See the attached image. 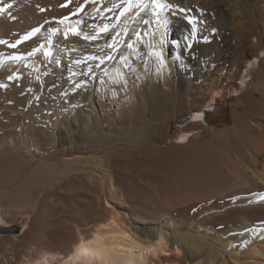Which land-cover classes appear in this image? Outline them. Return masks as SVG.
Instances as JSON below:
<instances>
[{"label": "rangeland", "instance_id": "374dc122", "mask_svg": "<svg viewBox=\"0 0 264 264\" xmlns=\"http://www.w3.org/2000/svg\"><path fill=\"white\" fill-rule=\"evenodd\" d=\"M95 1L88 0L85 3V0H70V2L69 0H0V7L8 4L11 5L10 8H5L3 12H0L2 23L5 26L7 25V36L9 38L7 44H2L3 49L0 51V85H4V87H0V155L19 153L25 159L33 156L38 157L41 153L49 154L48 152H55L62 155L59 161H55L52 164L53 174L49 176L43 186L34 192L32 205L17 209L9 206V200L5 199L2 201V211L8 220L6 225H17L20 227L19 232H12L10 234V236L15 235L20 238L19 241L17 238L15 242L4 239V244H0V252L2 251L3 253V251L9 249L8 252L10 255L2 264H7L9 259H13L15 251H22L28 247L26 241L27 233L32 234V247H47L53 253L56 252L57 254L60 246L65 247L68 241L72 242L74 240L71 231L77 228L84 235V238L88 237L97 224L108 217L104 208L98 209L90 201L91 198L87 197L90 194L89 187L94 193H98L101 191V184L96 180L90 181L85 171L80 170L81 168L79 167L81 165L76 163L75 158H73L75 157L74 150L71 152L68 151L70 141L68 137L69 129L65 128V126L69 125L68 120L70 119V114L73 113V115H77V125H73L72 128L76 130L77 135L79 134L80 127L78 121L80 116L77 108H79V101L84 102L82 99V88H79L78 85L76 87L77 81H71L68 74V65L65 64L70 62L71 65L77 66L73 63L76 60L75 56L82 55L84 60L89 59L101 47L100 41L103 35L98 31V24L102 19L101 13L99 9L92 11L88 8ZM110 4L111 8H113L114 2ZM81 5H83V10L77 11ZM133 5L134 0L122 12L124 18L122 17L119 20L120 22L112 23V30L108 34L112 33L115 41H118L117 37L120 33L121 26H124L123 20L128 17V11L135 9L138 3ZM212 8H214V11ZM212 8L208 5L198 6V8H195L196 11L182 13V16H188L194 19L192 23H189V20L186 19L191 33L184 36L187 37V39H184V50L177 55L182 61L180 67H178V64L175 65V61H173L175 55L169 53L168 42H173L172 39H167L164 44L161 43L163 58L167 62L165 66L169 70H172L170 75L172 79H174L172 76L178 71V76L184 75L186 77L187 84L185 85V89H187L189 85L188 79L193 75L198 77V81L192 86L193 94L189 97L184 94L183 90L179 89L176 79L173 87L178 88V91L181 93L180 95H183L187 100L183 105L175 106L176 108L171 105L168 106L167 111L168 113L170 112V118H173L170 121L171 123L167 124V127L173 125V120L176 119L177 115L185 114V117L188 118L190 117L189 111L194 107H202L199 105L204 104L205 97L209 96L213 88H222L219 93L217 91L213 92V96H217L216 98L219 100V104L204 107L203 110L211 114L208 120L209 129H212L213 133L223 131V139L214 145L198 140L194 141L193 145L196 149L199 148V150L207 147L217 151V159L221 160L224 166L227 167L229 151L232 153L235 151L234 155L236 154V157H239L240 151H236L237 147L245 145L252 138V135L257 137L264 136V110L259 108L256 105L257 103H255L264 98V62L259 64L261 73L255 82L247 88V91L253 98L251 96L248 99L240 98L239 92H230L231 86L236 82H240L237 76L240 71L239 65L245 61L244 54L253 50V45L250 42L254 41L257 43L259 41L261 48L264 49V32L259 33V36L255 38L250 36V34H245L243 31L238 30L235 24L246 16L252 20L254 19L260 25V28L264 29V0H215V6ZM144 9H147L148 18H155V29L153 28V31L155 30L154 36H160L161 21L158 22V19L159 17H163V14L157 7L155 8L156 11L151 8L148 9L147 7ZM152 10L155 12H152ZM174 10L177 11V7ZM138 12H140V9L136 11V14ZM73 13L76 15H73ZM73 16H86V19H89L85 27L86 34H98V38L95 41L86 40L84 39L86 35L84 33L83 37H75L72 41L67 40L63 34L58 33L53 40V44H50L52 55L46 58L40 49L43 44H39V40L37 39L39 32H41V35L43 34L44 40L48 37V31L45 29L46 25L44 26V24L51 20L57 21L55 19L60 17L72 18ZM133 21V19H130L129 25ZM193 24L196 26L194 35H192ZM142 25H144V22H142ZM38 27L40 30L35 32L29 39H22L23 36ZM165 28L167 30V25ZM124 36L125 39L126 37L128 38L127 30L124 31ZM18 40L21 43L17 44L15 48L9 47L10 44H15ZM151 43V48L155 51L157 49V38L154 37V40L152 38ZM110 45L112 47L108 46V49L114 58H106L103 61L104 63L98 67L97 73L103 72L105 74L109 64L118 61L120 44ZM34 48H39V51L29 56L28 53L32 52ZM16 55H20L22 59H11V57ZM263 56L264 51H260L258 52V57L256 56L252 60L259 59V57L262 58ZM155 58L156 55L152 54L151 66H155L157 62L158 65L160 64L157 58ZM135 63L136 66L139 65L138 61H135ZM82 67L85 71L84 73H89L87 66ZM10 76L12 79H9ZM37 76H39V80H37ZM73 83L75 84L73 85ZM215 85L216 87H214ZM112 105L115 104L113 103ZM143 105L144 99H138L134 109H125L120 117L122 122L117 123L115 127H111V125L106 126L107 130L115 134H124L122 137L126 138L127 134L136 128L132 111L141 109ZM113 109L115 110V108ZM146 114L149 117L148 112ZM190 120L188 118V121ZM20 121L23 122L21 125ZM55 133L57 141L53 144ZM152 140H154L152 137H148L147 141L151 142ZM74 141L75 150L80 149L81 143L79 139H75ZM126 142L127 145L120 151H117L112 159L108 158L104 160L103 164L105 163L106 166L104 165L103 167L105 168L99 166L100 171L98 176L107 185L112 180L116 190H119L121 193V195L112 196L107 191L105 193L107 196L104 204L106 203V206L107 204L109 205L108 208L116 209L123 215H126L131 220L133 226L144 235L151 234L161 228V226L154 223L157 221L156 218L160 219L159 216H163V214L170 221L169 224H175L177 227L183 225L185 227L183 230H187L186 228L189 225L198 224L204 233L208 231L218 235L221 229H225L229 225L221 224L218 221V217H222L227 210L250 206H264V199H260V196L264 194L263 190L250 193L251 195H256V197L249 199L247 197L250 194L243 192L233 194L235 191L227 192L224 187L223 192H219L214 197L207 191L209 190L208 185H202L204 188L202 199H191L189 200L190 202L188 201L184 205L178 206L172 202L162 201L152 204L149 201H143L144 203L142 205L140 204L141 200L139 195H126L125 189L129 185H136L140 180L137 171L138 168L129 166L126 161L132 164L143 161L150 162L144 171L147 182L143 184H145L146 188L147 186L150 188L154 186L157 189L161 188V182L168 177L166 165L161 163L160 166H156L152 163L154 159L161 156L159 150H144L140 147L141 145L137 146L130 139ZM220 151L222 152L220 153ZM88 155L90 157L100 156L98 153ZM263 166L261 163L256 169L262 171L264 170ZM210 171L209 169L203 172ZM198 172H201V170ZM225 173L240 179L237 171L230 168L229 170H225ZM205 176L208 177V175ZM205 176L199 179L205 180ZM168 187L169 185L167 184L166 189ZM205 187H207V190ZM160 213L161 215H159ZM2 223L0 221V224ZM168 226H164V230L171 235L173 234V229L171 226ZM109 229L110 227L106 226V223L102 224V233H105ZM252 235L258 237L259 233L257 231ZM0 236L6 237L7 233L0 232ZM226 238L228 239V236ZM216 242L219 243L218 240ZM185 251L187 249L184 248V258L180 261V264H186V262L192 261L191 254ZM244 251L245 249H240L239 258L253 260L250 256L245 257L243 254L245 253ZM217 252L219 253V250ZM232 253L231 251L224 252L223 256L219 255L218 258L228 261V264L230 262L233 264V259L231 258L235 257V254ZM206 257L207 254L201 256L198 260L206 262ZM250 263L264 264V255L257 257L253 261H250Z\"/></svg>", "mask_w": 264, "mask_h": 264}, {"label": "bare ground", "instance_id": "6f19581e", "mask_svg": "<svg viewBox=\"0 0 264 264\" xmlns=\"http://www.w3.org/2000/svg\"><path fill=\"white\" fill-rule=\"evenodd\" d=\"M132 1L96 0L92 3L88 8L92 11L99 9L102 17L98 24V31L102 33L103 38L100 41L101 47L93 55L96 59L89 58L84 60L82 55H77L75 56L76 60H83L84 63L77 66L71 65L70 62L65 64L68 65V74L71 81H77L76 87L79 86V88H82V99L84 100V102L79 101V108H77L80 116L78 121L80 127L79 134L77 135L76 130L72 128L73 125H77V115L71 113V121L69 119V125L65 126L66 129H69L68 137L70 141L68 151L71 152L74 150L75 157L73 158H75V162L81 165L79 167L81 168L80 170L85 171L90 181L96 180L101 184V191L98 193H94L89 187L90 194L87 197L91 198L90 201L98 209L104 208L108 217L100 221L88 237L84 238V235L77 228L71 231L74 240L72 242L68 241L65 247L60 246L57 254L56 252L53 253L47 247H32V234L27 233L26 241L28 247L22 251H15V253L13 251V259L10 260L8 258L9 261L7 264H80L74 258V253L80 246L91 251L102 252L103 259L108 264H177V262L180 264V261L184 258V248L187 249L185 252H189L192 258V261H188L186 264H228V261L224 259L220 260L218 256H223L224 252L230 251L233 252L232 254H235V257L231 258L233 259V264H251L250 261L264 255V206H250L227 210L222 217H218V221L221 224L229 225L225 229H221V232L219 234L217 233L218 235L208 231L204 233L198 224L189 225L186 228L187 230H183L185 229L183 225L177 227L175 224H169L170 221H168L164 214L163 216H159L160 219L156 218L157 221L154 223L161 226V228L151 234L144 235L133 226L131 220L126 215H123L116 209L108 208L109 205L107 204L106 206V203L104 204L107 196L105 193L107 191L112 196H118L121 193L119 190H116L112 180L109 179L110 182L107 185L98 176L100 171L99 166L105 168L103 167L104 165L106 166L105 163L103 164L104 160L108 158L112 159L117 151H120L127 145L126 141L129 139L134 141L137 146L141 145L140 147L144 150H159L161 156L154 159L152 163L156 166L164 163L168 174V177L161 182V188H158L159 190L154 186L153 182L152 185L154 187L150 188L147 186L146 188L145 184H143L147 182L144 171L150 162L143 161L132 164L126 161L129 166L138 168V176L140 177L136 185H129L125 189L126 195H139L141 200L140 204L148 201L151 204L162 201L172 202L178 206L184 205V203H187L191 199L203 198L202 192L204 188L202 185H208L209 190H207V187L205 188L214 197L219 192H223L225 188L227 192L235 191L233 194L242 192L250 194L256 191H264V170L258 171L256 169L259 164L262 163L264 165V136L257 137L252 135V138L245 145L235 147L236 151H240L239 157H236V154L234 155L235 151L232 153L228 150L227 167L224 166L221 160L217 159V151L207 147L199 150V148L196 149L193 145L194 141L197 140L214 145L223 139V131L213 133L212 129H209L208 120L211 114L203 110L204 107L219 104V100L216 98L217 96H213V92L217 91L219 93L222 88H213L209 96L205 97L204 104L199 105L202 107L196 106L189 111L190 117L188 118L191 119L190 121L185 117V114H179L173 120V125L167 127V124L171 123L170 121L173 118H170V112L168 113L167 111L168 106L178 107L183 105L187 100L183 95H180L181 93L178 91V88L173 87L176 79L179 89L183 90L184 94L189 97L193 94L192 86L198 81V77L193 75L188 79L189 85L185 89V85L187 84L186 77L184 75L178 76L177 71L172 76L174 79H172L170 77L172 70H169L165 66L167 65L165 60L163 66L161 64L158 65V62L155 66H151L152 54L156 51H161L163 54L161 49L162 33L164 43H166L167 39H172L173 41L168 42V47L169 53L175 55L173 57L175 65L178 64V67H180L182 64L181 59L177 55L184 50V36L191 32L182 13L174 9L179 6V8H184L190 13V11L195 10L198 6L208 5L211 8L214 7L215 0H161V3L169 4L172 7L163 10L159 8L163 17L171 21L167 25V30L165 26H160V36H154L155 30L153 31V28L155 29V18H148L147 9H144L147 7L148 9L151 8L156 11V6L153 5L152 0H134V5L136 3L138 5L133 10L128 9V17L123 20L124 26L120 28V33L117 37L118 41H115L112 33L108 34V32H111L113 22H118L122 17L124 18L122 12L128 8L127 6L129 4H132ZM111 2H114L113 8H111ZM139 9L140 12L136 14V11ZM212 10L214 11V8ZM148 11L150 12V10ZM154 14L156 15V13ZM62 18L55 19L57 21H47L44 24V26L46 25L45 29L48 31L47 39L45 37L46 40H44L43 34L41 35V32H39L37 39L39 40V44H43V47H40L41 52L44 53L46 50H51L50 44H53V40L58 33L63 34L64 37V34L68 33L65 38L72 41L75 37H83L84 33L86 34L85 27L89 20L86 19V16H73L61 22ZM130 19L134 20L131 25H129ZM142 22H144V25H142ZM158 22H160V19H158ZM36 23L38 22L36 21ZM105 25L108 26V31L101 32L100 29ZM6 27L7 25L5 26L0 18V40L7 42L9 38ZM235 27L255 38L259 36V33L264 32V29L260 28V25L254 19L252 20L246 16L240 22L236 23ZM54 29L56 31H53ZM70 29H75L76 32H71L69 31ZM125 30L128 31V38L126 37V39L124 36ZM154 37L157 38V49L155 51L151 48L152 38L154 40ZM49 40H51V43L48 42ZM116 43L120 44L118 61L109 64L105 74L103 72L97 73L98 67L102 64L101 60H106L110 55L112 57L108 46ZM242 43L244 44V42ZM2 44L5 45L7 43H0V51L3 49ZM250 44L253 45V50L245 54L243 53L245 61L239 65L240 71L239 73L237 72V79L240 82L234 83L230 89V92H239L240 98L247 99L250 96L253 98L247 91V88L255 82L261 73L259 64L264 62V56L252 60V58L258 57V52L264 51L261 48V43L259 41L257 43L253 41ZM156 58L160 62L157 56ZM135 61L139 62L138 66H136ZM82 66H87L88 69L91 67L92 70L89 73H84L85 71ZM138 99H144V105L141 109L132 111L136 128L130 131L126 138L122 137L124 134H115L107 130L106 126L111 125V127H115L117 123H121L122 119L120 117L125 109H134ZM113 103L115 105H112ZM255 103H257L256 105L259 108L264 110V98ZM147 112L149 117L146 114ZM110 118L111 120H109ZM22 121H20V125L23 123ZM148 137H152L154 140L151 142L147 141ZM53 139V144H55L57 141L56 133ZM75 139H79L81 143L80 149L77 147L78 150H75ZM48 153H41L38 157L33 156L26 159L21 157L19 153L0 155V221L3 222L0 225L7 226L6 223L8 222L1 207L3 200H9V206L17 209L26 208L33 204L34 192L46 183L49 176L54 172L52 167L53 162L59 161L62 156L55 152ZM91 153H98L100 156L90 157L88 154ZM229 168L237 171L240 179L234 178L228 173L227 175L225 170H229ZM209 169L211 170L210 172H203ZM181 170L182 172H180ZM199 170L201 172H198ZM178 172L180 173L178 174ZM205 175H208V177ZM204 176L205 180L199 179ZM107 177L109 178V176ZM167 184L169 185L168 189H166ZM245 194L243 195L247 196ZM126 195H124L125 198H127ZM255 197L256 195L250 194L247 198L254 199ZM105 223L110 229L102 233V224ZM164 226H171L173 234L170 235L165 231ZM246 229L251 231H246ZM257 231L259 235L258 237H254L252 234ZM10 234L7 233L6 237L0 236L1 245L4 239H9L14 242L17 241L15 240L16 238L18 241L20 240V238L15 235H12V237ZM227 236L228 239L226 238ZM217 240L219 243L216 242ZM240 249H245L244 256H250L253 260L240 259L242 258L238 256ZM8 250L6 249L3 253L2 251L0 252L2 254L0 256V264L4 263L5 259L10 256ZM217 250H219V253ZM206 254V262L198 260ZM94 264H101V260L99 258L96 259Z\"/></svg>", "mask_w": 264, "mask_h": 264}, {"label": "snow or ice", "instance_id": "6c2138e0", "mask_svg": "<svg viewBox=\"0 0 264 264\" xmlns=\"http://www.w3.org/2000/svg\"><path fill=\"white\" fill-rule=\"evenodd\" d=\"M70 2V0H69ZM88 0H85V3H87ZM152 3L154 6L160 8L161 10L163 9H169L171 8L172 6L169 5V4H165V3H161L160 0H152ZM66 6V5H64ZM11 5L8 4V5H4L3 7H0V12H3L5 10V8H10ZM178 8V11L183 13V12H186L188 10L184 9V8H179V6H177ZM83 10V5H81V7L79 9H77V11H82ZM41 11H43V9H41ZM73 15H75V13H73ZM173 15H175V13H173ZM184 19H187L189 20V23H192L193 19L194 18H190L188 16H184L183 17ZM68 17H63L61 22H63V20H67ZM160 21H161V27H164L168 24L171 23L170 20H168L167 18L165 17H159ZM40 29L39 28H36V29H33L31 32L27 33L25 36L22 37L23 40H27L29 39L35 32H38ZM53 31H56L55 29ZM69 31L71 32H76L75 29H70ZM101 32H107L108 31V26L105 25L103 28L100 29ZM195 31H196V26L195 24H193V35L195 34ZM65 37H67L68 33H65L64 34ZM137 35H139V33H137ZM98 38V34L97 35H88L86 34L84 36V39L86 40H91V41H95L96 39ZM185 39H187V37H185ZM205 39H207V37H205ZM49 43H51V40L48 41ZM0 43H7L6 41H3V40H0ZM21 43L20 40H18L15 44H10L9 47L11 48H15L17 46V44ZM161 43H164V39H163V33L161 34ZM190 46V45H189ZM41 47H43V45H41ZM109 47H112V45H109ZM74 50V49H72ZM39 51V48H34L32 50V52H29L28 55L31 56L33 55L35 52ZM160 60V64L163 66L164 65V59H163V54L161 51H156L154 53ZM52 55V52L51 51H48L46 50L44 52V56L46 58L50 57ZM151 55V53H150ZM108 59H112L113 57H107ZM11 59H14V60H20L22 59V57L20 55H16V56H13L11 57ZM91 59H96V57H91ZM73 63L75 65H80L82 63H84L83 60H75L73 61ZM101 63H103V60H101ZM71 71V69H69ZM91 67H89V71H91ZM75 75V73H73ZM9 79H12V77L10 76ZM39 76H37V80H39ZM0 87H4V85H0ZM260 199H264V194H262L260 196ZM246 231H251V230H248L246 229ZM74 258L76 261H79L80 264H94V261L96 259H100L101 260V264H108V262L106 260L103 259V253L100 252V251H91L87 248H84L83 246H80L77 248L76 252L74 253ZM71 259V258H70Z\"/></svg>", "mask_w": 264, "mask_h": 264}, {"label": "water", "instance_id": "95a60500", "mask_svg": "<svg viewBox=\"0 0 264 264\" xmlns=\"http://www.w3.org/2000/svg\"><path fill=\"white\" fill-rule=\"evenodd\" d=\"M19 230H20V227L17 225H10V226L0 225V232L1 233L19 232Z\"/></svg>", "mask_w": 264, "mask_h": 264}]
</instances>
